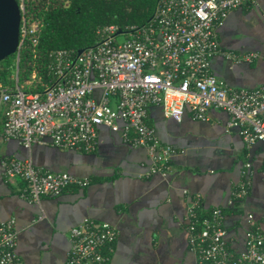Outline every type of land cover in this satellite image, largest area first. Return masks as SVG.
I'll use <instances>...</instances> for the list:
<instances>
[{"label": "built area", "instance_id": "1", "mask_svg": "<svg viewBox=\"0 0 264 264\" xmlns=\"http://www.w3.org/2000/svg\"><path fill=\"white\" fill-rule=\"evenodd\" d=\"M17 1L14 82H0L3 138L16 139L28 149L40 143L93 151L97 129L106 125L118 129L125 143L146 149L152 172L167 174L176 149L162 143L146 120L148 107L158 104L176 120L186 108L201 120L211 107L221 108L229 115L227 127H236L246 145L264 141V84L231 87L210 66L216 54L232 61L257 57L256 51L223 49L217 34L231 9L255 0H156L145 23L99 25L93 45L79 53L71 47L50 48L43 58L38 47L42 21L33 16L29 0ZM25 52L30 54L24 68L28 74L20 79L19 62ZM0 164L5 177L24 181L20 194L31 202H39L42 195H57L71 184L89 183L86 177L36 165L30 157L5 156ZM249 167L250 162H245L230 192L231 203L248 194ZM202 206L199 192L186 204L187 241L195 264H264V228L252 224V212L245 214L244 247L233 251L223 207L212 206L202 213ZM117 235L109 221L84 217L69 228L64 264H110ZM16 241L14 218H0V264H24Z\"/></svg>", "mask_w": 264, "mask_h": 264}, {"label": "crops", "instance_id": "2", "mask_svg": "<svg viewBox=\"0 0 264 264\" xmlns=\"http://www.w3.org/2000/svg\"><path fill=\"white\" fill-rule=\"evenodd\" d=\"M217 34L223 49L256 51L257 57L232 61L216 54L212 72L231 87L264 84V0L231 9ZM228 117L211 107L206 119H194L186 108L176 120L161 105L151 104L147 122L162 143L176 149L170 170L162 174L150 170L146 149L125 143L118 129L100 125L93 151L40 143L28 149L3 138L0 114V159L30 157L36 165L89 180L31 202L20 194L24 181L5 177L0 164V218H14L16 252L23 263L64 264L69 228L87 216L109 221L118 230L110 264H195L187 241L186 204L196 192L203 198L202 213L223 207L229 248L242 249L246 212L253 213V225L264 228V141L246 145L236 127H227ZM247 161L250 189L231 203L230 192Z\"/></svg>", "mask_w": 264, "mask_h": 264}, {"label": "trees", "instance_id": "3", "mask_svg": "<svg viewBox=\"0 0 264 264\" xmlns=\"http://www.w3.org/2000/svg\"><path fill=\"white\" fill-rule=\"evenodd\" d=\"M29 0L33 16L42 21L38 47L42 53L50 48L71 47L77 50L97 41L96 28L106 23L125 27L131 23H145L152 15L156 0ZM39 57L38 59H42ZM25 52L20 59V79L28 74ZM0 82L13 84L14 54L0 60Z\"/></svg>", "mask_w": 264, "mask_h": 264}, {"label": "water", "instance_id": "4", "mask_svg": "<svg viewBox=\"0 0 264 264\" xmlns=\"http://www.w3.org/2000/svg\"><path fill=\"white\" fill-rule=\"evenodd\" d=\"M151 16L148 18V20ZM20 10L17 0H0V60L14 53L19 36ZM120 30V29H119ZM82 48H78L79 53Z\"/></svg>", "mask_w": 264, "mask_h": 264}, {"label": "rangeland", "instance_id": "5", "mask_svg": "<svg viewBox=\"0 0 264 264\" xmlns=\"http://www.w3.org/2000/svg\"><path fill=\"white\" fill-rule=\"evenodd\" d=\"M124 35H119V37L121 38ZM12 55V54H11ZM2 67L1 63H0V68ZM0 110H1V105H0Z\"/></svg>", "mask_w": 264, "mask_h": 264}]
</instances>
